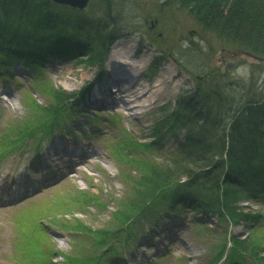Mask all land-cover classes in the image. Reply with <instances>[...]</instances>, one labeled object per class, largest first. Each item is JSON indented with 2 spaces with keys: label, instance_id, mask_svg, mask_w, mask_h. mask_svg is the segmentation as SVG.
Wrapping results in <instances>:
<instances>
[{
  "label": "rangeland",
  "instance_id": "rangeland-1",
  "mask_svg": "<svg viewBox=\"0 0 264 264\" xmlns=\"http://www.w3.org/2000/svg\"><path fill=\"white\" fill-rule=\"evenodd\" d=\"M107 3L111 12L105 11ZM83 10L115 19L121 34L100 79L96 67L70 59H48L40 70L18 65L0 77V132L30 124L41 113L36 104L53 102L48 89L78 92L93 83L85 101H71L61 127L0 157V264L85 260L95 242L100 244V231L110 236L113 229L117 233L108 243L124 247L112 264H204L226 230L246 238L255 228L231 225L211 212L162 209L154 196H145L149 183L138 195L134 190L145 183V168L168 163L182 138L180 130L173 136L165 125L157 127L179 97L215 84L237 103L263 97L264 61L221 41L187 11L163 0H91ZM158 130L163 132L159 150H144L140 145L153 142ZM139 194L144 211L134 213L125 229L117 218L128 215L124 209ZM238 205L264 216V202ZM36 222L46 234L25 235ZM127 231H133L129 238ZM259 231L264 234V228ZM25 236L26 253L37 255L31 262L21 245Z\"/></svg>",
  "mask_w": 264,
  "mask_h": 264
},
{
  "label": "trees",
  "instance_id": "trees-1",
  "mask_svg": "<svg viewBox=\"0 0 264 264\" xmlns=\"http://www.w3.org/2000/svg\"><path fill=\"white\" fill-rule=\"evenodd\" d=\"M163 1L167 6L177 4L221 41L264 61V0ZM105 7L108 12L113 9L109 3ZM82 10L50 0H0V77L10 76L19 64L40 70L48 59H70L96 67L100 79L109 49L121 34L115 19ZM91 86L87 83L78 92L48 89L53 102L40 107L36 104L41 113L30 124H13L0 132V154L16 150L38 131L61 126L69 117L66 113L71 101H85ZM218 88L217 84L214 88L197 86L179 97L174 109L162 117L158 129L165 125L173 136L180 130L182 138L171 151L168 163L145 168L146 181L134 191L138 195L140 187L149 183L145 196H154L162 209L166 206L164 209L173 212L179 208L211 212L226 218L231 225L253 226L255 230L246 238L230 234V247L222 264H249L248 258L254 264H264V234L259 231L264 228L262 211L245 212L238 205L242 200L264 202V96L237 103ZM159 131L153 142L140 146L146 151L159 150L163 137ZM140 202L139 194L124 209L128 215L122 213L117 218L122 221L120 225L125 223V229L132 223L129 220L134 213H143ZM36 226L33 223L25 235L31 236L35 230L46 234ZM127 232L128 238L133 235V231ZM100 233V244L95 242L92 254L85 260L68 258V263L112 264L122 257L124 246L108 243L117 231L111 230L110 236L106 235L109 238ZM25 238L21 240L24 257H31L26 260L31 262L37 255L26 253L29 246ZM101 244L105 245L99 248ZM224 248L225 241L221 240L212 247L213 255L204 264H215ZM35 262L49 264L44 258Z\"/></svg>",
  "mask_w": 264,
  "mask_h": 264
},
{
  "label": "water",
  "instance_id": "water-1",
  "mask_svg": "<svg viewBox=\"0 0 264 264\" xmlns=\"http://www.w3.org/2000/svg\"><path fill=\"white\" fill-rule=\"evenodd\" d=\"M53 3L69 6L71 8L84 9L91 0H50ZM249 54V53H248Z\"/></svg>",
  "mask_w": 264,
  "mask_h": 264
},
{
  "label": "bare ground",
  "instance_id": "bare-ground-1",
  "mask_svg": "<svg viewBox=\"0 0 264 264\" xmlns=\"http://www.w3.org/2000/svg\"><path fill=\"white\" fill-rule=\"evenodd\" d=\"M127 60H125L124 62H122V63H120V64H123V65H126L127 64ZM108 88V87H107ZM114 90H116V89H114ZM102 90H101V88L100 89H98L96 92H98V93H100ZM144 92L145 91H143L141 94L143 95L144 94ZM122 98H125V97H122Z\"/></svg>",
  "mask_w": 264,
  "mask_h": 264
}]
</instances>
